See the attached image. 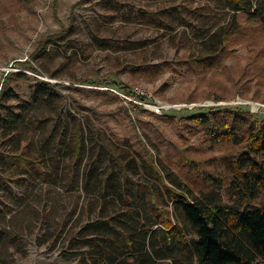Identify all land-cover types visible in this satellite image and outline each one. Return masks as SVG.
I'll list each match as a JSON object with an SVG mask.
<instances>
[{"label":"trees","instance_id":"16d2710c","mask_svg":"<svg viewBox=\"0 0 264 264\" xmlns=\"http://www.w3.org/2000/svg\"><path fill=\"white\" fill-rule=\"evenodd\" d=\"M153 1L161 4L149 9L101 0L100 20L155 29V39L102 38L97 35L100 22L93 23L92 42L103 50L142 52L159 39L184 50L175 60L123 61L122 70L133 76L214 73L228 58L231 39L247 30L264 32V0H200L195 7ZM75 33L73 24L63 28L41 44L35 57L51 59L48 46L64 52L76 47ZM75 60L72 53L60 70ZM24 77L8 72L0 83V190L66 178L68 191L80 192L84 201L80 217L85 221L69 237L76 244L77 264H264L263 120L237 106L168 109L160 115L141 109L153 122L127 117L142 138L136 133L120 136L98 126L93 109L75 99L83 113L70 109L60 89L75 87L33 78L23 95L19 80ZM238 80L229 78L234 87ZM108 85L134 94L121 83ZM222 86L210 85L217 90L215 103L226 99L220 95ZM260 98L253 101L264 105V96ZM179 113L186 114L176 117ZM6 240L5 229H0V250Z\"/></svg>","mask_w":264,"mask_h":264},{"label":"rangeland","instance_id":"374dc122","mask_svg":"<svg viewBox=\"0 0 264 264\" xmlns=\"http://www.w3.org/2000/svg\"><path fill=\"white\" fill-rule=\"evenodd\" d=\"M21 1L0 0V83L8 72H21L25 75L19 80L23 95L33 78L75 87L76 90L60 89L61 94L67 98L70 109L83 113L72 102V99H75L79 104L93 109L98 126H108L120 136L136 133L142 138L140 130H132L127 114L131 119L139 118L153 122V119L141 110L152 112L150 108L153 104H162L169 107L168 109L177 110L197 106H237L249 110L258 120L264 121V108L255 106L263 104L253 101L264 96V32L258 29L248 31L244 27L245 31L247 30L246 35L237 37V40L231 39L230 54L223 67L214 73L196 77L180 76L166 71L156 78L149 79L124 72L121 63L143 58L153 61L157 57L166 60L180 59L185 54L184 50L176 51L165 39H159L142 52H113L97 47L92 42L91 32L94 33L93 23L99 21V37L113 36L111 39L135 41L155 39L159 35L155 29L135 23H103L100 20V15L104 14L101 0ZM117 1L149 9L161 4L153 0ZM174 2L188 3L195 7L201 1ZM70 24L76 27V33L72 37L76 47L64 52L57 45L48 46L47 49L53 50L51 59L35 57L36 50L45 40ZM247 26L253 27L250 23H247ZM72 53L76 54L74 63L60 70ZM20 62H28L37 71L26 70L19 65ZM50 74H58L59 77L51 79L48 76ZM231 76L234 80L239 79V87L231 85ZM74 79L94 81L99 86L80 84L77 81L75 83ZM208 79L213 82H208ZM112 82L132 88L134 94L127 95L122 90L108 85ZM210 85H223L220 95L226 99L213 102V97L216 96L214 91L217 90ZM136 96H145L147 100L144 103L139 102ZM188 101L194 103H187ZM36 111L41 112L39 109ZM185 114L179 113L176 117ZM39 138L38 133H35L34 142L37 143ZM173 139L179 142L177 137ZM59 177L55 184L36 181L30 185H16L10 191L0 190L3 201L0 205V229H5L7 237L0 250L1 264L78 263L76 244L69 242V237L76 232V224L85 221L84 217H80L84 201L80 192L68 191L66 178L61 175Z\"/></svg>","mask_w":264,"mask_h":264},{"label":"built area","instance_id":"2783aa9c","mask_svg":"<svg viewBox=\"0 0 264 264\" xmlns=\"http://www.w3.org/2000/svg\"><path fill=\"white\" fill-rule=\"evenodd\" d=\"M141 105H142V104H141ZM258 107L264 108L263 105H259V104H257V107H256V108H258ZM168 108H169V107H166V106H164V105H162V104H153V105H151L150 110H151L152 112H154L155 114H161V112H162L164 109H168Z\"/></svg>","mask_w":264,"mask_h":264},{"label":"water","instance_id":"95a60500","mask_svg":"<svg viewBox=\"0 0 264 264\" xmlns=\"http://www.w3.org/2000/svg\"><path fill=\"white\" fill-rule=\"evenodd\" d=\"M255 105H257V104H255ZM252 108H254V107L252 106Z\"/></svg>","mask_w":264,"mask_h":264},{"label":"bare ground","instance_id":"6f19581e","mask_svg":"<svg viewBox=\"0 0 264 264\" xmlns=\"http://www.w3.org/2000/svg\"><path fill=\"white\" fill-rule=\"evenodd\" d=\"M256 106V105H255Z\"/></svg>","mask_w":264,"mask_h":264}]
</instances>
